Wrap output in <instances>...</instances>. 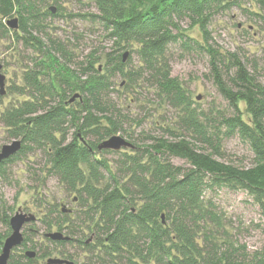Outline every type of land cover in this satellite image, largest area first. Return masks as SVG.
Here are the masks:
<instances>
[{
  "label": "trees",
  "instance_id": "16d2710c",
  "mask_svg": "<svg viewBox=\"0 0 264 264\" xmlns=\"http://www.w3.org/2000/svg\"><path fill=\"white\" fill-rule=\"evenodd\" d=\"M241 1L96 0L98 12L89 17L112 41L111 52L93 49L75 61L70 46L48 32L49 18L66 16L62 6L53 13L49 0H0V30L12 33L34 53L25 67L24 85L10 87L25 98L1 115L10 137L21 140L22 148L0 161V180L8 179L13 161L41 152L48 176L78 196L82 208L75 215L77 227L96 232L98 250L88 246L98 259L93 264H264V243L250 252L233 241L226 214L215 199L223 189L245 191L259 209L257 226L264 234V84L256 68L251 72L238 52L217 47L209 31L217 15ZM256 1L263 12L256 14L264 20V0ZM11 17L18 18L19 30L8 29ZM174 43L207 55L209 77L231 113L216 105L198 109L200 102L172 73L168 50ZM124 49L139 56L137 66L124 60ZM119 73L125 88L148 82L162 103L178 111V121L163 125L161 135H146L150 144L100 150L102 142L123 130L110 99ZM77 92L81 100L71 102ZM232 135L248 145L252 167L218 159ZM105 152L122 153L117 165L103 157ZM172 157L187 166L174 164ZM12 210L2 201L0 220L6 231L0 233V254L12 232ZM55 213L56 219L49 220ZM76 220L55 204L42 222L71 233ZM29 240L24 237L21 247L28 249ZM48 240L55 246L71 242ZM25 249L18 254L15 248L9 263H35L55 250L36 252L33 259Z\"/></svg>",
  "mask_w": 264,
  "mask_h": 264
},
{
  "label": "rangeland",
  "instance_id": "374dc122",
  "mask_svg": "<svg viewBox=\"0 0 264 264\" xmlns=\"http://www.w3.org/2000/svg\"><path fill=\"white\" fill-rule=\"evenodd\" d=\"M49 1L50 7L57 9L59 5L62 6V12L66 16L49 18L48 32L70 46L75 61H82L93 49H99V54L111 52L112 41L106 38L103 28L89 17L91 13L98 12L96 0ZM256 13H263L259 2L242 0L231 10L217 15L209 31L217 47L223 51L238 52L251 72L256 68L259 80L264 84V20ZM69 14L71 16L68 17ZM183 27L187 28V25ZM189 33L193 37H200L195 30H190ZM122 52L128 53L127 61H131L130 64L138 65L140 59L137 54L129 49ZM33 56L31 47L18 41L12 33L0 30V64L3 66L2 73L6 76V93L0 95V149L15 140L10 137L8 129L2 123L1 115L25 98L23 95L13 93L10 87L24 85L25 67ZM168 57L173 75L190 90L193 99L200 102L199 110H209L216 105V108L231 113L227 101L209 77V61L206 54L196 48L191 51L174 43L169 46ZM104 63V58L98 62L100 71L104 70ZM132 65L128 68L130 69ZM114 82L116 90L111 92L110 99L118 109L119 113L116 115L120 117L123 127L116 135L134 145H146L152 142L146 135H161L163 125H174L178 121V111L169 104L162 103L148 82L145 84L142 82L138 87L125 88V80L120 73L114 78ZM224 153L223 158L218 157L220 161L244 168L253 166L251 151L238 135L226 139ZM121 154L105 152L103 157L115 166ZM171 161L176 165L187 166L186 161L178 157H172ZM45 166L46 162L41 152L31 153L13 161L8 166V179L0 180V206L2 201H6L8 206L13 207L9 216L12 217L21 208L24 213H33L37 217L35 222L28 223L23 228L24 237L30 239L29 248L20 247L16 252L25 254V251H21L25 249L44 253L50 247L55 249L53 254L38 260L35 264H46L52 257L64 258L60 251L66 252L67 256L72 257L69 260L78 264L97 263L98 259L94 258L88 249L91 245L93 248H99L96 241L94 242V231L89 230L87 226L81 229L77 227L78 220L75 215L82 208L78 200L75 201L77 194L66 193L56 177L48 176ZM215 199L219 208L226 214L232 240H237L250 252L260 248L264 243V234L257 226L261 218L251 196L245 191L223 189L216 193ZM55 204L62 210L65 208L66 213H69L68 209L74 210L71 213L72 218L76 220L74 233H68L66 229L60 230L56 225L51 228L42 222L47 210ZM57 216L55 213L49 220L54 221ZM5 231L6 226L0 220V233ZM51 232L71 235L74 241L64 246L52 245L46 237ZM89 239L92 243H86ZM32 243L36 244L35 248H30Z\"/></svg>",
  "mask_w": 264,
  "mask_h": 264
},
{
  "label": "water",
  "instance_id": "95a60500",
  "mask_svg": "<svg viewBox=\"0 0 264 264\" xmlns=\"http://www.w3.org/2000/svg\"><path fill=\"white\" fill-rule=\"evenodd\" d=\"M54 9V7H52ZM8 26L12 29L19 28V20L18 18H14L8 21ZM128 56V53H125L124 60ZM6 84V76L2 73V65L0 64V93L3 95L6 93L5 90ZM79 95H75L71 101L75 100L76 97ZM22 148V141L21 140H14L11 144H6L1 147L0 149V161L15 155L20 149ZM98 148L100 150L109 149V150H122V149H133V143L129 142L125 138L115 135L111 138L102 142ZM164 218V216H163ZM37 217L33 213H24L21 208H19L15 215L12 216L10 220V225L12 232L9 237L6 238L3 244L2 252L0 254V264H10L9 259L13 250L19 246H21L24 242V234L23 228L26 224L35 222ZM48 238L53 240H69L68 236H65L64 233L61 232H51L47 234ZM26 255L30 258L36 257L35 251H27ZM26 264H35V263H26ZM46 264H78L74 261L64 258H49Z\"/></svg>",
  "mask_w": 264,
  "mask_h": 264
},
{
  "label": "flooded vegetation",
  "instance_id": "af4514ba",
  "mask_svg": "<svg viewBox=\"0 0 264 264\" xmlns=\"http://www.w3.org/2000/svg\"><path fill=\"white\" fill-rule=\"evenodd\" d=\"M56 8H54V9H52V11H53V13H56ZM9 27V26H8ZM17 30H19V28L17 29ZM125 60H127V57H126V59ZM100 69H102V67H100ZM2 72H3V66H2ZM5 75V74H4ZM6 90V89H5ZM76 94H78V95H80L79 96V99H81L82 98V96H81V94L80 93H76ZM0 95H2L1 93H0ZM75 101V100H74ZM71 102H73V101H71ZM76 200H78V202H79V199H78V196L75 198V201ZM69 211V213L71 214L74 210H72V209H68ZM64 211H66L65 210V208H64ZM75 232V230H73V232L72 233H74ZM94 233V242L96 241V232H93ZM65 235V234H64ZM66 236V235H65ZM68 236V235H67ZM69 237V239H70V241H71V243L74 241V239H73V237L70 235V236H68ZM91 239H89L88 240V242H86V243H92L91 241H90ZM82 242V241H81ZM85 243V242H84ZM19 247H21V246H19ZM19 247H17V248H19ZM27 253V252H26ZM34 259V258H33Z\"/></svg>",
  "mask_w": 264,
  "mask_h": 264
}]
</instances>
